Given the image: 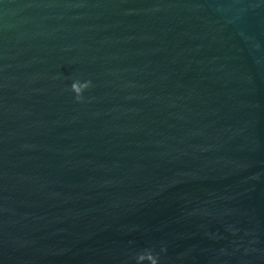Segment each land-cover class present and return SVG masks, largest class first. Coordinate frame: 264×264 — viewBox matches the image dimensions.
Wrapping results in <instances>:
<instances>
[{"label":"water","instance_id":"water-1","mask_svg":"<svg viewBox=\"0 0 264 264\" xmlns=\"http://www.w3.org/2000/svg\"><path fill=\"white\" fill-rule=\"evenodd\" d=\"M0 264H264V0H0Z\"/></svg>","mask_w":264,"mask_h":264}]
</instances>
